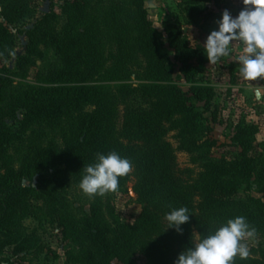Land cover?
Wrapping results in <instances>:
<instances>
[{
  "label": "trees",
  "instance_id": "16d2710c",
  "mask_svg": "<svg viewBox=\"0 0 264 264\" xmlns=\"http://www.w3.org/2000/svg\"><path fill=\"white\" fill-rule=\"evenodd\" d=\"M40 1H62L61 31L54 10L36 17ZM183 2L189 24H197L205 7ZM164 32L169 46L145 0H0V60L15 56L19 35L27 42L18 71L43 59L42 45L55 53L37 84L11 91L0 74V264L8 249L19 256L38 246L24 221L42 220L45 207L69 228L77 264H174L198 235L237 216L256 230V244L235 264H264V153L252 154L259 128L245 118L231 123L237 154L215 155L211 123L220 118L217 91L201 74L209 63L204 48H193L178 25L166 24ZM177 66L187 90L176 82ZM255 81L264 85V77ZM43 124L64 131L63 146L32 145L16 168L11 147ZM110 152L131 162L115 192L133 182L140 215L112 224L97 195L85 217H68V187L80 184L98 153ZM180 152L191 167L180 166ZM180 207L191 212L182 233L166 229L165 220Z\"/></svg>",
  "mask_w": 264,
  "mask_h": 264
},
{
  "label": "rangeland",
  "instance_id": "374dc122",
  "mask_svg": "<svg viewBox=\"0 0 264 264\" xmlns=\"http://www.w3.org/2000/svg\"><path fill=\"white\" fill-rule=\"evenodd\" d=\"M199 1L198 3L205 7V14L197 24L192 25L189 24V17L183 10V0H145L150 19L164 37L167 46H169V40L164 32L166 24L180 26L193 48H204L203 44L207 36L211 31L218 29L217 22L224 10L227 9L235 17L245 7L243 0ZM61 7L62 1H56L54 4L49 1H40L37 4L36 17L39 18L43 13L54 10L57 15L55 27L57 31H61L66 23ZM26 42V36L19 35L16 41L15 56L11 59L0 60V74L8 76L11 91L27 84H37L40 72L47 64L55 60L53 48L45 44L41 46L43 59H37L36 64L28 67L25 71H18L16 58L24 52ZM243 47L244 45L240 41H234L231 44L229 56L222 57L216 65L208 63L201 67V74L205 75V80H208L217 91L214 103L218 107L220 123H211V125L212 136L217 142L214 153L218 157L231 158L237 154V149L231 145L230 125L241 118H245L248 123L259 128L252 154L264 153V85L255 80H246L241 75L237 59L242 54ZM172 59L175 61L174 55ZM5 69H9V72H5ZM178 69L179 66L176 67V82L187 90L190 83L179 80ZM67 127L65 125L64 130ZM63 133V130L52 128L46 124L30 127L23 140L15 142L11 147L16 168L20 167L23 157L32 145L46 146L50 142H55L63 146ZM170 140L176 145L173 134L170 135ZM178 161L182 168L192 166L186 153L180 152ZM29 183L27 182V184ZM67 198L68 212L70 211L68 217L80 219L90 213L94 197L85 194L79 185L71 184L68 187ZM102 200L107 219L112 224L117 222L131 224L138 218L142 210L133 190V182L128 184L127 191L106 193L102 196ZM44 211L42 220L29 218L24 221L26 231L35 236L38 246L19 256L14 255L12 249H8L2 257L3 264H77L78 246L71 233H67L69 232L67 231L68 227L48 208L45 207ZM244 243L250 249L256 244V241L249 238ZM139 264H145V261L140 259Z\"/></svg>",
  "mask_w": 264,
  "mask_h": 264
},
{
  "label": "clouds",
  "instance_id": "9594fccd",
  "mask_svg": "<svg viewBox=\"0 0 264 264\" xmlns=\"http://www.w3.org/2000/svg\"><path fill=\"white\" fill-rule=\"evenodd\" d=\"M245 7L233 17L225 9L204 42V52L210 64L231 54V44L240 41L244 47L237 62L244 79L264 77V0H243ZM131 162L116 152L98 153L96 161L84 167L80 189L88 196H104L115 192L119 179L131 171ZM186 207L174 208L165 214L167 228L182 233V225L190 219ZM165 229V230H166ZM243 216L228 219L208 235H198L194 246L183 250L174 264H235L238 256L247 259L250 250L244 243L255 235Z\"/></svg>",
  "mask_w": 264,
  "mask_h": 264
}]
</instances>
